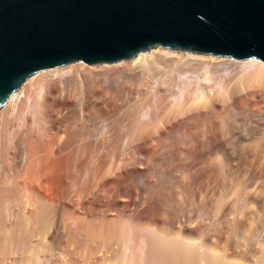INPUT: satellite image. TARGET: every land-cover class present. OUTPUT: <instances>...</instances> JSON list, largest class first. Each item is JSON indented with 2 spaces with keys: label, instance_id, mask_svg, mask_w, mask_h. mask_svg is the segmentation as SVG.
Returning a JSON list of instances; mask_svg holds the SVG:
<instances>
[{
  "label": "bare ground",
  "instance_id": "6f19581e",
  "mask_svg": "<svg viewBox=\"0 0 264 264\" xmlns=\"http://www.w3.org/2000/svg\"><path fill=\"white\" fill-rule=\"evenodd\" d=\"M0 249V264H264V61L156 48L40 75L0 123Z\"/></svg>",
  "mask_w": 264,
  "mask_h": 264
},
{
  "label": "water",
  "instance_id": "95a60500",
  "mask_svg": "<svg viewBox=\"0 0 264 264\" xmlns=\"http://www.w3.org/2000/svg\"><path fill=\"white\" fill-rule=\"evenodd\" d=\"M156 48L264 61V0H0V123L47 71Z\"/></svg>",
  "mask_w": 264,
  "mask_h": 264
},
{
  "label": "rangeland",
  "instance_id": "374dc122",
  "mask_svg": "<svg viewBox=\"0 0 264 264\" xmlns=\"http://www.w3.org/2000/svg\"><path fill=\"white\" fill-rule=\"evenodd\" d=\"M122 222H124V223L127 222V223H126L127 227H125V228L123 227V228H122V233H125V232H126V235H127L128 237H130L131 240H132V242H133V240L135 239L134 234H133L134 231L132 230V228H131L129 222L127 221V219H124ZM128 228H129L130 230H129ZM123 229H124V231H123ZM125 230H126V231H125ZM39 231H41V230H39ZM39 231H38V235H39L41 232H42L43 235H44V232H45V234H46V231H48V230H47V228H46V231H44V230L41 231V232H39ZM130 231H131V232H130ZM132 231H133V232H132ZM129 232L131 233V235H130ZM122 233H121V236H120L121 240L123 241V242L121 241V247H122V243H123V248H121L122 252L125 251V253H127L128 249H129L130 252L132 251V252L134 253V254H132V253H131V254L136 256V254L140 253L139 251H141L140 254H141V256H142V250H140V248L138 249V247H139L138 244H136L137 247L135 246V248H134L136 251L139 250L138 253L135 252L133 248L130 249V248L133 247L134 244L136 243L135 240H134V244H133V246H131V245H132V242L130 241V238H128V237L126 238V237H125V234H122ZM41 235H42V234H41ZM44 236H45V235H44ZM42 237H43V236H42ZM133 237H134V238H133ZM124 238H125V241H126V242H124ZM44 239H45V237L42 238V239L40 240V242H36V243H37L36 245L38 246L39 249H41V248L39 247V245H40V246L42 245V249H41V250H45L46 247H49V244H47V243H48V242H47V243H45V245H48V246L45 247V245H44V248H43V244H44L43 242H46V240H44ZM126 239H127V240L129 239V241H127ZM42 240H44V241L42 242V244H40ZM127 242H128V243H127ZM130 242H131V243H130ZM124 243H127V244L125 245ZM129 245H130V246H129ZM127 246H128V247H127ZM124 248H125V249L127 248V249L124 250ZM137 249H138V250H137ZM0 253H1V249H0ZM125 253H124V254H125ZM128 253H129V252H128ZM128 253H127V255L132 256V255H130V253H129V254H128ZM41 254H42V253H41ZM140 254H139V255H140ZM0 255H1V254H0ZM139 255H137V256L139 257ZM2 256H3V255H1V258H0V259H2ZM141 256H140V257H141ZM122 258H124L123 254H122ZM141 258H142V257H141ZM0 261H1V260H0ZM122 261L124 262V259H122ZM141 261H142V259H141ZM123 262H122V263H123ZM123 264H124V263H123Z\"/></svg>",
  "mask_w": 264,
  "mask_h": 264
}]
</instances>
